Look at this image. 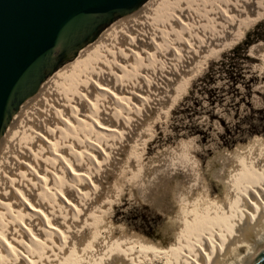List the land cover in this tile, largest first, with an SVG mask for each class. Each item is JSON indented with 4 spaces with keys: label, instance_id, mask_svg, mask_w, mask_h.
Returning <instances> with one entry per match:
<instances>
[{
    "label": "bare ground",
    "instance_id": "bare-ground-1",
    "mask_svg": "<svg viewBox=\"0 0 264 264\" xmlns=\"http://www.w3.org/2000/svg\"><path fill=\"white\" fill-rule=\"evenodd\" d=\"M156 1L149 0L134 14L114 22L98 39L83 48L75 59L52 75L14 118L0 144V154L7 151L3 154V160L11 165L7 167L6 164H0V264H11V261L13 264H76L85 251L82 238H88L83 235L84 228L106 207L107 201L103 200L102 194L96 195L88 203L91 189H102L109 175L113 174L109 170L110 174L103 180L94 170L90 171L86 164H93V168L96 165L99 167L103 164L99 158L101 154L114 155L115 159H112L117 164L123 161L140 130L154 113L153 105L164 100L167 89H172L175 84L177 88L182 85L181 82L184 83L197 70L195 67L199 59L208 53L206 49L212 48L215 38L210 31L211 34L208 33L209 21L218 24L220 35L225 36L233 26L229 23L230 19L238 22L243 19L258 20L264 14V0H218L220 8L215 9L217 12H213L212 20H208L200 9L194 7L193 0H176L170 5L171 13L174 14L170 24L175 21L173 34L180 40L174 47L176 50L165 52V58L169 62L171 57L180 55L183 60L174 70L166 72L153 85L154 88L146 87L150 83L149 77H156L148 73L146 66L138 83L126 85L128 82L122 76L125 70L133 69L137 62L144 59L150 60L153 54H161L158 51L161 33H154L156 28L151 26L157 21L150 22L156 14L146 13ZM169 9L165 12H170ZM159 24L163 25L164 22ZM182 29L188 30L183 36L180 34ZM184 36L189 38L186 40ZM261 51H264L263 45L255 48L253 53ZM76 63L77 74H70L58 81L59 76ZM159 73L160 70L156 72ZM121 101H129L135 108H146V102H150L151 106L145 115L142 113L143 118L133 119L134 126L130 128L131 120L127 124L125 119L121 120L125 117H122L123 114L120 113L121 118L116 115L118 105L122 106L119 104ZM94 128L98 136L103 135V138L124 133L127 140L123 138L125 143L121 145L117 140L105 146L103 141L96 139L97 136L94 137L95 134L87 136L80 132ZM66 132H74L75 138L62 140L60 134ZM120 137L122 139V135ZM16 139L31 140L33 146L18 155L15 147H20V142ZM51 196L57 197L54 198L57 199L56 206L47 200ZM64 209L69 213H78L81 218L64 219ZM8 214L11 217L7 220ZM16 216L21 218V222L18 219L20 224L10 225L11 218L15 217V220ZM208 228V235L191 245L172 250L182 255L183 264H237L234 262L235 257L244 247L248 248L247 256L238 264H251L264 250V174L241 182L229 216L216 220ZM39 247H45L44 252H38ZM152 254L155 258V255H160V251L149 247L111 248L100 257L98 264L103 262L105 256L111 259L107 260L109 264H137L144 258L150 259Z\"/></svg>",
    "mask_w": 264,
    "mask_h": 264
},
{
    "label": "rangeland",
    "instance_id": "rangeland-1",
    "mask_svg": "<svg viewBox=\"0 0 264 264\" xmlns=\"http://www.w3.org/2000/svg\"><path fill=\"white\" fill-rule=\"evenodd\" d=\"M175 1L157 0L148 8L146 13L156 14L150 22L157 21V24L154 22L151 26L156 28L154 33H161V46L158 49L161 54H153L150 56L151 62L147 58L137 62L133 69L125 70L122 76L128 82L126 85L138 83L146 66L148 73L156 76L153 79L149 77L150 83L146 87L154 88L166 72L174 70L183 60L180 55L171 57L169 62L165 58L169 51L176 50L174 47L180 40L173 34L175 21L170 24L174 16L170 5ZM193 1L199 3L193 5L208 20H212V14L217 12L215 9L220 8L218 0ZM166 8H170V12H165ZM163 22V25L159 24ZM211 22L208 23L211 27L208 26L207 29L215 38L212 48L206 49L208 53L205 59H199L195 73L189 75L184 83L182 81L178 88L175 84L172 89H167L164 100L158 102L160 105H153L154 113L140 130L128 154H125L126 158L117 164L112 159L114 155L110 154L108 159L110 155L101 154L99 158L104 165H99L100 168L98 165L93 168L90 162L86 164L90 171L94 170L101 178L109 172L113 174L109 175V182L106 180L102 189L93 188L89 197L87 196L88 203L98 194H102L103 200L107 202L106 207L92 218V223L84 228L83 235L88 236V240L82 238V248L85 251L76 264H98L107 250L124 246L149 247L160 251V255H155V258L152 254L150 259L144 258L137 264H183L182 255L175 254L172 250L191 245L208 235L209 224L229 216L239 193L240 183L264 174V51L255 54L253 51L256 46L251 53L248 49V60L243 59L242 52L233 55L235 48L244 46L247 42H264V14L258 20L243 19L238 22L230 19L229 23L233 26L225 34L226 38L224 34L220 35L219 25ZM185 31L188 32L182 29L180 34L185 35ZM248 35L251 36L250 39ZM183 38L187 40L189 37ZM262 45L264 46L263 43L260 44ZM77 63L60 75L58 81L70 74H77ZM158 69L161 73L159 75L156 74ZM147 103V107H142V110L135 108L129 101H121L119 104L122 106L118 105L119 114L116 115L121 118L120 113L123 114L122 117L126 118L121 120L125 119L127 124L131 120V128L135 119L144 117L151 106L150 102L148 105ZM94 129L80 132L87 136L95 134L94 137L97 136L96 139L103 141L105 146L117 140L121 145L127 140L124 133L111 135L112 137L106 135L103 138ZM66 133L60 134L62 140L75 138L74 132ZM16 140L20 142V147H15L18 155L33 146L31 140ZM4 153L7 151L0 154V164L9 167L11 165L8 161L3 160ZM8 184L11 185V182ZM51 197L53 200L57 198ZM52 198L47 200L56 206L57 199L53 202ZM65 211L66 209L63 210L64 219L81 218L76 212ZM10 217L11 214H8L7 220ZM16 217V222L15 217L11 218L10 225L20 224L18 219L21 222V218ZM44 248H37L38 252H44ZM247 253L248 248H242L234 262L240 263ZM12 260L15 258L12 257ZM102 260V264H109L111 259L105 256Z\"/></svg>",
    "mask_w": 264,
    "mask_h": 264
},
{
    "label": "water",
    "instance_id": "water-1",
    "mask_svg": "<svg viewBox=\"0 0 264 264\" xmlns=\"http://www.w3.org/2000/svg\"><path fill=\"white\" fill-rule=\"evenodd\" d=\"M148 1L0 0V144L52 75ZM251 264H264V250Z\"/></svg>",
    "mask_w": 264,
    "mask_h": 264
},
{
    "label": "trees",
    "instance_id": "trees-1",
    "mask_svg": "<svg viewBox=\"0 0 264 264\" xmlns=\"http://www.w3.org/2000/svg\"><path fill=\"white\" fill-rule=\"evenodd\" d=\"M250 38H251V36L248 35V39H250ZM262 43L264 44V42H258V43H250V42H247V43H245L244 46H239V47L235 48V49H234V54H233V55L242 52L243 59H244V60H248V49H249V51H250V53H251L252 49H253L255 46L258 47V45L260 46V44H262ZM249 47H250L251 49H250ZM256 47H255V48H256ZM222 65H224V63H222Z\"/></svg>",
    "mask_w": 264,
    "mask_h": 264
}]
</instances>
